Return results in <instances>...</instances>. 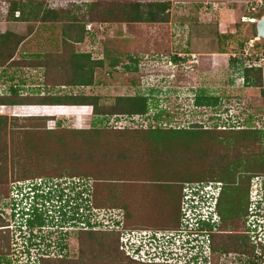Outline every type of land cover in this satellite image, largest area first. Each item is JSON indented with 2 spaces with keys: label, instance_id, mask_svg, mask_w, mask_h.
<instances>
[{
  "label": "rangeland",
  "instance_id": "374dc122",
  "mask_svg": "<svg viewBox=\"0 0 264 264\" xmlns=\"http://www.w3.org/2000/svg\"><path fill=\"white\" fill-rule=\"evenodd\" d=\"M12 1L44 5L45 10L53 11L52 14L56 16L42 21L38 18V21L29 22L31 24L26 21H13L8 14ZM89 1L92 0H0V33L12 32L27 37L13 57V61L19 63V66L6 65L0 68V97L11 96V89L16 90L19 97L32 99L87 95L97 96L102 106H111L117 97L122 96L140 95L149 98L147 115L131 118L112 116L97 126L108 130L162 128L160 131L144 132L143 142L132 147L129 152L134 173L124 167L129 164L131 166L132 163L124 165L120 162L121 165L116 166L119 168L109 178L111 184L105 186L107 197L100 196V199H107V205L123 202L124 210L125 203H130L134 207L131 210L132 227L150 230L147 228L174 226L179 220L177 211L182 191L175 181L184 174L186 176L181 180H199L193 179L197 175L210 181L209 175L205 173L211 171L212 166L203 162L196 163L197 157L189 159L181 152L179 144H186V139L192 140L189 135L184 134V138L183 133L163 128H187L199 124L205 129L214 128V131L215 128L226 129L225 131L236 130L235 128L264 130V97L261 90L243 85L239 71L243 72L246 59L236 60L235 63L230 58V54L237 53L242 48L240 43L242 46L247 43L253 45L252 58L261 56L264 40L256 38L255 25L246 20L254 18L256 22L264 15L263 0H158L171 1V10L167 14H158L155 22L78 23L74 18H81L84 4ZM134 1L140 4L148 3V0ZM62 9H65V12H61ZM19 16V12L14 14L15 18ZM73 26H84L82 32L77 31L82 34V40L74 45L75 49L82 54H89L93 60H102L103 64L95 70L94 83L91 86L46 87V68L51 66L52 62L45 61L43 57L60 51L62 31ZM30 27L33 30L31 35ZM222 49L225 53H220ZM176 57L181 61L174 63L173 59ZM113 60L118 63L115 67L110 65ZM53 66L55 68V65ZM260 69L264 75V60L260 63ZM196 95L217 97V105L197 107ZM0 115L8 117L9 124L14 122V125L7 128V140H0V144L8 141V151L14 150V154L8 156L7 166V177L12 186L15 183H23L14 181V177L20 175L21 171L29 177L35 175L38 178V175H41L38 179L47 184H59L60 179L69 180L73 177L68 175L69 170L63 172L65 174L61 178L50 176L56 170L63 171V168H59V158L52 155L50 159L39 158L36 153H41L42 150H34L29 144L31 140L27 141L24 130H35L36 126L40 127L44 121L49 130L54 129L57 122H60L62 127L76 130L88 129L96 122L91 107L81 106L0 105ZM157 116H160V120L156 119ZM12 117L18 118L13 120ZM231 127L235 128L230 129ZM44 134L41 136L46 139ZM200 136L195 134L193 137L198 140L201 150L206 155L212 153V147L207 142H202ZM51 140L53 149V139ZM254 144L258 147L257 143ZM261 146L264 147V143H261ZM241 149L245 150L243 147ZM257 149L246 147V150L250 151ZM70 183L73 187L77 186L74 182ZM257 185L258 188L262 187L264 180H254L252 192ZM239 192L240 189L238 192L228 189V195L233 193L239 200L238 205H234L235 208L243 205ZM226 207H229L228 204ZM47 211L48 208H44L40 214L37 213L35 220L43 222L42 213ZM50 211L53 216V210ZM226 211L229 213L228 209ZM10 213L11 209H7V214ZM248 215L245 223L236 224L239 229L228 227L224 230L244 235L249 229L247 224L253 220L251 215ZM118 218L120 219V216ZM51 221L53 222L52 217ZM229 232L226 234H230ZM218 234L221 232L214 233L216 236ZM76 235L73 239H66L68 260L65 264H91L95 259L98 264H126L116 256L104 255L100 258L98 253L82 248ZM150 236L152 235L139 237L138 249L142 251L144 247L150 253H158L155 258L158 257L159 262L174 251L177 258L197 255L199 260L208 258L210 254L209 244L205 239L202 243H196L194 239L190 242L183 241V247H179L180 238L177 234L173 236L174 240L169 242L159 235ZM254 240L263 242L264 234L256 236ZM233 258V255H226L220 264H232ZM215 264H219L218 260Z\"/></svg>",
  "mask_w": 264,
  "mask_h": 264
},
{
  "label": "trees",
  "instance_id": "16d2710c",
  "mask_svg": "<svg viewBox=\"0 0 264 264\" xmlns=\"http://www.w3.org/2000/svg\"><path fill=\"white\" fill-rule=\"evenodd\" d=\"M170 10L171 1H148V3L140 4L134 0H92L84 4L81 18L78 19L75 17L74 19L78 23L80 21L88 23L99 22L101 24L113 23L116 21L122 23H134L140 21L155 22L158 19L157 17H159L158 14H167ZM60 11L65 12V9ZM16 12H19L20 14L17 18L14 17ZM52 12L53 11L48 12L45 10L44 5H36L32 2H26L24 4L22 2L19 3L12 1L9 5L8 14L13 21H26L27 24H31L29 22H32L33 20L38 21V18H40L41 21L48 18H54L56 15H53ZM83 29L84 26H73L69 27L67 30H63L59 45L60 51L43 57L45 61L49 60V63L52 62L51 66L46 68L44 82L46 87H88L93 85L95 70L101 67L103 62L102 60H93L89 54H82L75 49L74 45L80 43L82 40V34H78L77 31L79 30L82 32ZM32 32L33 30L30 27L29 35H31ZM26 40L27 37L16 33H0V68H4L6 65L15 67L19 66V63L13 61V57L15 56L19 45L23 44ZM54 41H56V39H54ZM239 46L243 47L241 43ZM261 51L262 53L260 55L264 58V49H261ZM220 53H225V51L222 49ZM230 58L236 63L237 59ZM173 60L175 61L174 63L181 61L179 57H176ZM117 64V61L114 60L110 63L112 67H115ZM53 65H55V68ZM127 68L130 69L128 66ZM239 72L243 78V85L249 88H259L261 90V95L264 97L262 69L245 68L243 69V72ZM11 93V96L0 97V105L7 107L29 105L91 107L92 114L96 120L95 123H92L93 127L77 130L68 129L62 127L60 122H57L56 127L49 130L46 128L44 121L40 127L36 126L35 130L34 128H31V131H27V129L24 130L26 139L28 142L31 140L29 144L34 147L35 151L40 152L42 150L41 153H36L39 158L47 159L51 155L59 158L61 162L59 168H63V171L62 169L58 171L56 170L54 171L55 173L50 174V176L61 178L64 176L63 174H65L63 172H68L69 170V174L66 173L69 176L91 178L93 181V192L91 196L92 206L94 208L120 209L125 215V227L130 230H145L141 227H132L130 220L132 217L131 210L134 209V207L130 203H125L126 208L124 210L122 208L124 205L123 202L118 203L115 199L117 204L113 203L107 205V199L102 200L100 199V196L101 198L107 197L105 186L111 184L109 178L114 174L115 170L119 168L116 166H120V162L124 165H126V163H132L131 166L129 164L124 167H128L126 169L130 173H134L132 170L133 162L130 160L129 152L132 147L143 142L142 136L144 132L147 130L151 132L160 131L159 129L162 128H113V130H108L97 126L112 116H126L131 118L134 116L141 117L147 115L149 111V98L140 95L122 96L117 97L113 105L102 106L99 104L100 99L97 96L73 95L38 97L32 99L19 97V95L17 96L16 90L14 89H11ZM195 104L197 107H214L217 105V97L196 95ZM12 118L15 120L18 117ZM156 119L160 120V116H157ZM10 125H14V122L9 124V118L0 115V140L3 138L6 139L8 133L7 128ZM232 128L235 127H231L230 129ZM163 129L183 133V135L186 134L187 136L189 135L192 140L189 139V141L186 139V144H179L181 145L179 146L181 152L187 155L189 159L197 157V160L195 161L196 163L203 162L210 164L212 166L210 168L211 171H208L205 174H207V176L209 175V178L211 179L210 181L217 180L222 183V189L217 205V210L220 215L219 232H221V234H218L217 236L211 234L209 237L212 256L218 258L221 255L232 256L233 254H236L238 257L240 255L251 257L255 253L256 248L263 249L264 245H262V243L264 244V240L255 245L249 237L236 233L232 234V232L224 229L228 227L239 229L236 224L242 225V223H245V218L248 214H255V209L251 207L254 203L251 201L250 197V185L254 178L264 180V147L261 146V143H264V130L235 128L236 130L225 131L226 129H223V131L219 128H215L216 131H214V128L213 130L205 129L199 124L187 128L169 127ZM43 133H45L44 137H46V139L41 136ZM195 134L201 135L199 139H201L202 142H207L208 145L212 147V153L206 155L201 150L202 148L198 145V140L193 137ZM12 135L14 136V132H12ZM184 138H186L185 135ZM51 139H53L54 150L52 149V143L50 142ZM6 140L0 144V205L9 200L11 188L10 180L7 177V166L9 162L8 156L10 154L13 155L14 150L8 151L7 147L9 143ZM254 143H257L258 147H256ZM241 147L245 150L243 151ZM246 147L258 149L250 151L246 150ZM153 152L155 151L153 150ZM184 175L186 176V174ZM184 175L179 178L178 181H175V183L181 186V188L185 182L207 181L204 180L205 178L202 179L197 175V178H195V176L193 179L199 180H190L191 178L188 180H186V178L185 180H181L185 177ZM38 176L42 177L41 175ZM38 178L35 175L29 177L27 173L21 171L20 175L18 174L14 177V181L23 182L22 184H36V179ZM60 185L61 184L59 183L58 186ZM19 188L20 186H17V189ZM228 189H233L236 192H238V189L241 190L239 194L242 197V199L240 198L243 203L242 206L239 205L235 208L234 205H238L239 200L233 195V193L228 195ZM41 191L42 193L39 194L40 199H42L41 202L48 203L52 198V191L48 192V195L46 196L45 192H43L44 187H39L38 192ZM55 196L56 194H54V197ZM226 204H228V208L226 207ZM178 207L177 212L179 216L180 205ZM257 208L259 207L257 206ZM227 209L229 213L226 211ZM37 210V208H31V211L28 213L29 218L27 219L25 218V212H19L17 219H15L16 213H12L11 216V213L7 214V212L4 211L6 215L5 217L3 216L4 214H1L0 264H21L23 259L26 258L27 261H29L33 255H41L40 264H63L64 262H67L66 260L68 259H66V255H63L60 258L51 257V245L49 242H45L47 240L45 236L40 237L28 233L26 245H22L23 241L20 238L24 232L23 227L27 226L29 231H34L39 227L40 223L42 224V221L35 220L36 216H38L37 213L40 214ZM260 212L264 213V209ZM44 214L45 213L43 212V216L47 220L48 216ZM179 227L180 223L178 220L174 223V226H168V228H165L164 226L162 228L147 229L178 231ZM249 230L252 234L260 236V234L257 233V229L249 228ZM228 232L230 234H226ZM17 237L20 238L18 239ZM76 238L82 248H86L87 250L90 249L98 253L97 256L100 258L104 257V255H112L125 261L126 264H168L163 262L139 263L124 256V253L119 250L120 233L117 231H98L96 229H88L86 231L78 232ZM13 245L19 246L15 250L13 249ZM17 250L19 251L16 252ZM193 263H196V261L193 260ZM91 264H98V262L95 259Z\"/></svg>",
  "mask_w": 264,
  "mask_h": 264
},
{
  "label": "built area",
  "instance_id": "2783aa9c",
  "mask_svg": "<svg viewBox=\"0 0 264 264\" xmlns=\"http://www.w3.org/2000/svg\"><path fill=\"white\" fill-rule=\"evenodd\" d=\"M148 1H158V0H148ZM263 11H264V0H263ZM245 21V19L243 20ZM252 24L255 23V19H249L246 20ZM253 45L251 43L245 44L242 49L239 50L237 53H232L230 54V57L235 58L237 60L243 61L246 59L244 62L246 65H244L245 68H260V63L264 60L262 56H259L257 59L252 58L253 54ZM257 63H256V62ZM29 182V181H26ZM203 183H186L184 184L182 188V196H181V202H180V213H181V219H180V227H179V232H180V246L183 247V241L184 242H190L191 239L196 240V243H202L203 240L205 239L206 242L209 244V250L210 254L208 258H203L202 260H199V257L196 255L194 257L186 258V256H181L180 258H177V256L174 254H171L170 256H166L161 259L163 263H168V264H215L217 262L220 264L222 262V258L226 257V255H222L221 257L215 258L212 256L211 249H210V235L218 232V225H215L213 222L216 218L214 215V210L217 202V188L214 191H210L209 193H203L200 191L199 194H194L193 191L197 190V187ZM22 185V183H15L14 186L11 185L10 188V197H14L16 199V202L12 205V210H11V216L12 213H16L15 219L19 216V212L23 213V210L25 211V218H29V211H31V207L33 204V194L31 193V196L28 199V203H23L24 208H22V205L20 204L21 196L22 194L17 193V186ZM212 185L211 182L205 184L204 190H210V186ZM216 185H220V183H216ZM48 190V189H46ZM58 198V197H57ZM36 208L41 210V205L36 204ZM46 206L49 207L50 209H58V205L55 207H52L51 204L49 205L46 203ZM75 206L74 202H69V207ZM68 207V208H69ZM95 211V210H93ZM51 211L47 213L48 217H51ZM101 215V214H100ZM53 216H54V221H57L61 215L60 212L53 211ZM78 216H81V222L79 223L80 227L82 229L89 228L90 226H95V222L92 219H89V215H85V211L83 208L79 209V214ZM87 220V222H85ZM103 230L106 231H112V230H123V225L122 223L119 224V226L114 225L111 221H103L101 225ZM24 232L20 237H17L18 239L20 238L23 241L22 245H26V239L28 237L29 229L27 226L23 227ZM89 229H95V228H89ZM177 231V232H178ZM187 231V232H186ZM186 232V233H185ZM168 233V234H165ZM20 235V233H19ZM146 235L145 232H139V231H125L124 233L120 234V249L121 251L124 252L128 258L131 260L137 261L139 263H145V262H159L158 257L155 258V256H158V253H155L151 251H147V248L142 249V251H139V243H140V236ZM161 236L160 238L166 239L168 242L170 241V236H172V232H164L163 235L161 233H156L155 237ZM18 236V235H17ZM184 238V240H182ZM174 238L172 239V241ZM177 244V243H176ZM21 245V246H22ZM19 246V245H18ZM17 245H13V249L16 250L18 247ZM184 249V248H183ZM182 249V250H183ZM19 251V250H17ZM16 251V252H17ZM229 256V255H228ZM57 257H60L58 255ZM193 260L196 261V263H193ZM214 262V263H213ZM40 264V259L33 255L29 261L27 259H23L21 261V264Z\"/></svg>",
  "mask_w": 264,
  "mask_h": 264
},
{
  "label": "clouds",
  "instance_id": "9594fccd",
  "mask_svg": "<svg viewBox=\"0 0 264 264\" xmlns=\"http://www.w3.org/2000/svg\"><path fill=\"white\" fill-rule=\"evenodd\" d=\"M258 178H254L251 181V188H250V197H251V201L254 203L252 204V208L255 209V214L252 215L250 214L251 218L253 220L249 221V223L247 224L249 226V228L251 229H257V233L261 235L264 234V213L260 212L262 209H264V207L261 208H257V206H264V185L262 187L255 188L254 187V191L253 190V181L257 180ZM37 183L36 184H32V183H24L22 185H20V188L17 189V193L18 194H22L21 196V200H20V204L22 205V208H24L25 205H23V203H28V199L31 196V193L33 194V204L31 208H36V204H40L41 205V210H37L38 212H42L44 208H48V210L50 211V208L46 206V202L42 203L39 197V194L42 193L38 192L39 187H44V191L45 192V196L48 195V192L52 191V198L50 199V201L48 202V204L52 207H55L56 205H58V209H53V211L60 212L61 217L57 220L54 221V216H51L53 218L54 223L59 222L63 217H65L66 219H69L70 215H69V209L71 208H75L77 203L80 204L79 208H83V210L85 211V215L88 214L89 215V219L94 220L95 222V226L93 227H89V228H95L98 231H106L103 230L101 225L103 223V221H111L114 225L119 226L120 223H122L123 225V230L122 231H117V230H112V231H117L120 234L124 233L125 231H139V232H145L146 235L150 234L153 237L155 236L156 233H161L163 235L164 232H172V236H170V240H172L175 234H177L178 237H181L180 232L178 231H161V230H154V229H150V230H130L125 229V215L124 212L120 209H115V208H94L92 206V192H93V181L91 180V178H82V177H71L69 180L65 179H60L59 183L61 184L60 186H58V183H46L45 181L41 180V179H36ZM70 182H74L77 186L73 187V185ZM211 182L212 185L210 186V190H204V186L205 184ZM186 183H203L201 185H199L197 187L196 191H193L194 194H199L200 191H202L203 193H209L210 191H214L217 188H219L217 190V202H216V206H215V210H214V215L216 216L215 220H214V224L218 225V232L219 233V226H220V215L218 213L217 210V205H218V199L220 197V192L222 189V183L215 180V181H195V182H185ZM216 183H220V185H216ZM43 184V185H42ZM184 184L182 185V188L184 186ZM260 184V183H259ZM48 189V190H46ZM54 194H56V196L54 197ZM39 198H38V197ZM181 196H182V191H181ZM58 197V198H57ZM16 202V199L14 197H9L8 200V207L5 209V212H7V209H11L12 210V205ZM69 202H74L75 206L73 207H69ZM69 207V208H68ZM95 210V211H93ZM49 211H47L45 214H47ZM23 212H25L23 210ZM79 212V211H78ZM261 214H260V213ZM79 214V213H78ZM101 214V215H100ZM120 216V219L118 218ZM179 223H180V219H181V213L179 215ZM249 216V215H248ZM51 217H48V219L51 221ZM121 219L123 220V222H120ZM81 222V219L79 221V223ZM85 222H87V220H85ZM79 223H77V227L79 229V231H86L89 228H85L82 229L79 225ZM73 230V229H72ZM153 230V231H152ZM31 232V230L29 231V233ZM78 232V231H77ZM187 232V231H186ZM185 232V233H186ZM168 234V233H165ZM142 236V235H141ZM259 236V237H260ZM120 240V238H119ZM67 246L65 247H59L57 245L52 244L51 246V257L53 258H58L57 256L60 255V257H62L63 255H66ZM119 250L120 249V241H119ZM124 253V252H123ZM38 258H41V255H37ZM36 256V257H37ZM124 256H126L124 254ZM59 257V258H60ZM128 257V256H126ZM130 259V258H129ZM30 264H34V263H30Z\"/></svg>",
  "mask_w": 264,
  "mask_h": 264
},
{
  "label": "flooded vegetation",
  "instance_id": "af4514ba",
  "mask_svg": "<svg viewBox=\"0 0 264 264\" xmlns=\"http://www.w3.org/2000/svg\"><path fill=\"white\" fill-rule=\"evenodd\" d=\"M7 202L8 201L0 205V216L1 214L5 215L4 211L7 207V204H8ZM79 207H80V204L77 203L75 208L69 209V215H70L69 219H66L65 217H63L57 223H54V221L52 222L48 219L46 220L45 217L43 216L44 219H43L42 224L40 223L39 227H37L36 230L31 231L30 233L38 235L40 237L45 236L47 238L45 242H49L51 246L52 244L57 245L59 247L67 246L68 244L66 243V239L69 237L73 239L77 231L80 232L76 225L77 223H79L80 217H81V216H78V213H79L78 211L80 209ZM1 210L3 211V213ZM44 215L47 216V214H44ZM244 236L249 237L252 241L254 240V238H256L255 237L256 235L252 234V232L249 229L244 233ZM253 243H255L256 245L257 243H261V241L254 240ZM262 245L264 244L262 243ZM248 255H251V254H248ZM233 256L234 258H233L232 264H264V248L263 249L256 248L255 253L251 257L246 256V255L245 256L240 255L241 257L240 256L238 257L236 254H233Z\"/></svg>",
  "mask_w": 264,
  "mask_h": 264
},
{
  "label": "water",
  "instance_id": "95a60500",
  "mask_svg": "<svg viewBox=\"0 0 264 264\" xmlns=\"http://www.w3.org/2000/svg\"><path fill=\"white\" fill-rule=\"evenodd\" d=\"M256 38L264 40V15H262L255 23Z\"/></svg>",
  "mask_w": 264,
  "mask_h": 264
},
{
  "label": "crops",
  "instance_id": "0c3cea01",
  "mask_svg": "<svg viewBox=\"0 0 264 264\" xmlns=\"http://www.w3.org/2000/svg\"><path fill=\"white\" fill-rule=\"evenodd\" d=\"M263 77H264V75H263Z\"/></svg>",
  "mask_w": 264,
  "mask_h": 264
}]
</instances>
